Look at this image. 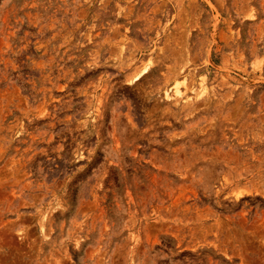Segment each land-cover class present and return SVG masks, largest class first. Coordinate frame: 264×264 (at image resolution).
I'll list each match as a JSON object with an SVG mask.
<instances>
[{
	"label": "rangeland",
	"instance_id": "rangeland-1",
	"mask_svg": "<svg viewBox=\"0 0 264 264\" xmlns=\"http://www.w3.org/2000/svg\"><path fill=\"white\" fill-rule=\"evenodd\" d=\"M0 264H264V0H0Z\"/></svg>",
	"mask_w": 264,
	"mask_h": 264
},
{
	"label": "bare ground",
	"instance_id": "bare-ground-1",
	"mask_svg": "<svg viewBox=\"0 0 264 264\" xmlns=\"http://www.w3.org/2000/svg\"><path fill=\"white\" fill-rule=\"evenodd\" d=\"M138 78H139V77H138ZM138 78H136V79H138ZM185 81H186V80H185ZM183 84H184V83H183ZM190 85H191V84H190ZM185 92H186V91H180V90H179V93H180L181 95H182V94L184 95L181 99H182V100H185V99H188V98L191 99L190 96L187 97V95L184 94ZM186 93H187V92H186ZM166 94H167V93H166ZM168 97H169V96H168ZM191 97H192V96H191ZM191 100H192V99H191ZM191 100H190V101H191ZM187 101H188V100H187Z\"/></svg>",
	"mask_w": 264,
	"mask_h": 264
}]
</instances>
